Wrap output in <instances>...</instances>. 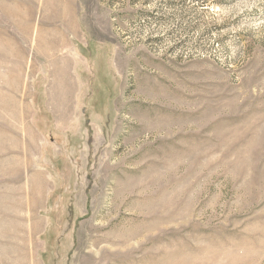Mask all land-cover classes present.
Masks as SVG:
<instances>
[{
	"label": "rangeland",
	"instance_id": "obj_1",
	"mask_svg": "<svg viewBox=\"0 0 264 264\" xmlns=\"http://www.w3.org/2000/svg\"><path fill=\"white\" fill-rule=\"evenodd\" d=\"M0 264H264V0H0Z\"/></svg>",
	"mask_w": 264,
	"mask_h": 264
},
{
	"label": "bare ground",
	"instance_id": "obj_2",
	"mask_svg": "<svg viewBox=\"0 0 264 264\" xmlns=\"http://www.w3.org/2000/svg\"><path fill=\"white\" fill-rule=\"evenodd\" d=\"M116 237V236H115Z\"/></svg>",
	"mask_w": 264,
	"mask_h": 264
}]
</instances>
